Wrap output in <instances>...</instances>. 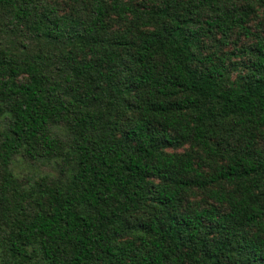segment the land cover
Here are the masks:
<instances>
[{"label":"trees","instance_id":"1","mask_svg":"<svg viewBox=\"0 0 264 264\" xmlns=\"http://www.w3.org/2000/svg\"><path fill=\"white\" fill-rule=\"evenodd\" d=\"M0 264H264V0H0Z\"/></svg>","mask_w":264,"mask_h":264}]
</instances>
